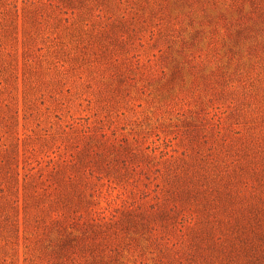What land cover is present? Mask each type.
Listing matches in <instances>:
<instances>
[{"label": "rangeland", "instance_id": "rangeland-1", "mask_svg": "<svg viewBox=\"0 0 264 264\" xmlns=\"http://www.w3.org/2000/svg\"><path fill=\"white\" fill-rule=\"evenodd\" d=\"M5 148L0 264L52 257L25 186L78 165L100 264H264V0H0Z\"/></svg>", "mask_w": 264, "mask_h": 264}, {"label": "trees", "instance_id": "trees-1", "mask_svg": "<svg viewBox=\"0 0 264 264\" xmlns=\"http://www.w3.org/2000/svg\"><path fill=\"white\" fill-rule=\"evenodd\" d=\"M58 6L57 4H55ZM16 6L15 4L13 5ZM37 8V7H36ZM11 10L9 9L11 14ZM16 8H13V20L16 15ZM17 111V110H15ZM11 149H4V158L0 160L1 171H3V178H0L1 182L4 180L15 185L19 175L17 154H13ZM74 160L77 161V154L74 155ZM81 163L84 164L85 160L81 159ZM128 166V162H123ZM76 166V163L72 164ZM138 165V164H137ZM134 165L133 168L138 167ZM62 166H54L46 175L48 178L44 180L49 182L37 185L32 183L27 188L26 192V205L25 208L32 202L38 204L41 201V197H46L51 200V204H56L59 207H64L65 210L56 209L54 213L50 215V220H46L44 216H40L39 225H45L49 228H56L57 232L60 233L58 238L57 247L53 250L52 257L47 258L45 264H100L102 259L108 256V252L104 249L107 234V226L109 223L104 222V216L91 217V221L82 219V214L73 216L72 212L77 209L74 205L81 202L82 196H84V189L79 185V182L88 177V173H91L87 167L79 166L76 168H69ZM73 171V172H71ZM27 174H25L26 176ZM41 176L43 172L40 174ZM30 184V183H29ZM14 202V201H12ZM39 205V204H38ZM134 203H130L127 206V214L134 216V213H139L137 208L134 207ZM162 212H166L165 210ZM42 214V213H41ZM147 216L150 213L145 212ZM151 214H159V212L153 211ZM142 215V213H141ZM114 216V215H113ZM116 221V220H115ZM138 223H143L139 222ZM103 237V238H102ZM38 264V263H36Z\"/></svg>", "mask_w": 264, "mask_h": 264}]
</instances>
